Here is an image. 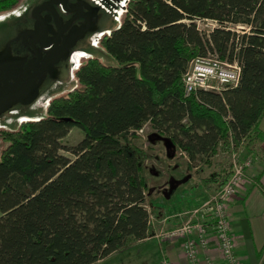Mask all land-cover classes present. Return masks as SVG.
<instances>
[{"label":"trees","instance_id":"16d2710c","mask_svg":"<svg viewBox=\"0 0 264 264\" xmlns=\"http://www.w3.org/2000/svg\"><path fill=\"white\" fill-rule=\"evenodd\" d=\"M19 1L0 0V14ZM109 17L110 36L79 49L88 55L80 87L45 116H24L0 154V264H94L146 239L145 157L121 141L146 124L189 168L211 166L231 143L253 154L264 116V0H129L119 24ZM196 21L216 28L202 34ZM208 54L237 62L238 84L185 96L188 65ZM75 128L83 139L62 146Z\"/></svg>","mask_w":264,"mask_h":264},{"label":"flooded vegetation","instance_id":"af4514ba","mask_svg":"<svg viewBox=\"0 0 264 264\" xmlns=\"http://www.w3.org/2000/svg\"><path fill=\"white\" fill-rule=\"evenodd\" d=\"M119 1L24 0L9 15L11 36L0 42V119L55 87L74 54L107 25Z\"/></svg>","mask_w":264,"mask_h":264},{"label":"rangeland","instance_id":"374dc122","mask_svg":"<svg viewBox=\"0 0 264 264\" xmlns=\"http://www.w3.org/2000/svg\"><path fill=\"white\" fill-rule=\"evenodd\" d=\"M23 1L24 0H20L8 14H0V42L11 36V26L13 20L9 18V15L11 13L15 15L19 11V8L21 7ZM128 2L124 9H127ZM112 13L113 10L110 11L109 16ZM124 13L125 12H123L120 18V22L124 17ZM3 21L5 22L3 23ZM114 26L115 25L113 23L108 21L107 25H105L101 29V31L94 36L92 40L94 41L96 37L106 29V27L113 29ZM196 26L197 29L205 35L209 34L213 29L216 28V25H214L210 21H196ZM235 30L237 32H240L241 28L238 27L235 28ZM80 49L87 50V52H92L90 41H88ZM87 58L88 55H86L83 51L78 50L74 54V63H70L69 69L64 74L63 78L55 82V87L44 92L35 103H32L30 105H21L0 119V154L8 144V136L15 135L17 133V130L22 125L31 120L24 116H45L49 104L53 99L58 97H66L68 94L72 93L74 90L80 87L76 81V71L79 69V66L83 63V61H85ZM100 61L104 64H108L106 60L100 59ZM151 134L152 130L148 126L142 135L135 134L134 137H129L126 141L121 140L124 144L140 151L145 157L142 161L143 173L147 181L149 190L147 193L148 199L146 203L148 208L150 209L158 200H161L162 203L172 202L175 204V202H177V199L182 194H184L185 192L187 193L188 191L194 193L196 197L200 195H206V198L200 196L199 200L195 202V208L200 207L218 188L220 177L230 172V151L229 153L219 151L218 156L213 158L211 166H201L199 164V167L197 168H189L187 160L183 153L175 152L171 157H169L167 147L163 138L151 141L149 140V136ZM82 139V132L75 128L70 130L68 134L60 140V142L64 147H72L77 145ZM237 152L239 153V149L237 150ZM60 154L66 158L73 159L71 154L63 150L60 151ZM187 175H191V177H187ZM214 175L216 176L214 177L215 182L213 181L205 183V181H207ZM185 179H191L190 183H188L185 187H180L176 192H174L172 197L169 199L170 201H166L161 196V188L166 187L167 189L168 182L170 180L179 181L180 183H182ZM181 209L182 208H180V210ZM174 210L176 209L174 208ZM148 248L149 246L136 244L130 245L128 247L126 246L123 248V250L117 252L107 259H104L103 262L99 264H152L154 255Z\"/></svg>","mask_w":264,"mask_h":264},{"label":"built area","instance_id":"2783aa9c","mask_svg":"<svg viewBox=\"0 0 264 264\" xmlns=\"http://www.w3.org/2000/svg\"><path fill=\"white\" fill-rule=\"evenodd\" d=\"M129 0H120L119 7L113 10L115 21L120 23ZM214 25V22L210 21ZM110 31L101 32L92 46H98L103 37H109ZM240 68L237 62L221 61L215 54L193 59L182 77L185 96L197 91L220 92L228 87H235L239 81ZM148 125L135 131L142 135ZM252 165L250 157L243 158L230 145V172L226 181L219 186L200 207L176 213L171 216L178 221L174 228L162 231L158 240L181 239V251L187 264H215L210 258L200 261L198 250L208 248L213 243L223 264H241L236 253L234 239L230 232L228 204L236 197L239 187L248 179L247 170ZM209 230H212V239ZM158 264H170L161 256Z\"/></svg>","mask_w":264,"mask_h":264},{"label":"crops","instance_id":"0c3cea01","mask_svg":"<svg viewBox=\"0 0 264 264\" xmlns=\"http://www.w3.org/2000/svg\"><path fill=\"white\" fill-rule=\"evenodd\" d=\"M256 134H258L256 135L258 141L252 155L245 148L239 149L241 157L252 159V165L247 170L248 179L239 187L236 197L228 204L227 208L230 232L241 264H264V116L257 126ZM187 177H191V175H187ZM190 181L191 179H185L182 183L176 181V188L171 194L166 193V187H162L161 196L166 201H170L173 193L180 187L187 186ZM194 195L188 191L182 194L175 204L172 202L162 203L161 200H158L150 209L146 205L150 216L148 236L142 241L127 245V247L133 244L149 246L148 249L154 255L152 264H158L161 256H164L170 264H187L181 251V239L158 240L156 237L160 231L170 230L179 224L175 218H171L172 215L194 209L195 202L199 200L200 196L206 198V195L198 197ZM147 199L146 195V203ZM180 208L182 209L180 210ZM209 233L212 239V230H209ZM121 250L123 248L107 258ZM198 257L200 261L210 258L215 264H223L219 253L211 242L208 248L198 250ZM101 262L103 260L94 264Z\"/></svg>","mask_w":264,"mask_h":264},{"label":"water","instance_id":"95a60500","mask_svg":"<svg viewBox=\"0 0 264 264\" xmlns=\"http://www.w3.org/2000/svg\"><path fill=\"white\" fill-rule=\"evenodd\" d=\"M33 100L34 99H31L29 101H25V102H23V105H29L32 103ZM159 139H162V138L159 136H150L149 137V140H151V141L159 140ZM163 140L165 141V145L167 147L168 156L171 157L172 154L174 153L173 147L171 146V144L167 140H165V139H163ZM176 184H177L176 181L170 182L171 188H170V190H168V192H167L168 194H171L175 190ZM166 196H167V194H166Z\"/></svg>","mask_w":264,"mask_h":264},{"label":"bare ground","instance_id":"6f19581e","mask_svg":"<svg viewBox=\"0 0 264 264\" xmlns=\"http://www.w3.org/2000/svg\"><path fill=\"white\" fill-rule=\"evenodd\" d=\"M36 1H37V0H36ZM32 3H34V2H32ZM29 7H30V6H29ZM29 7H28V8H29ZM19 17H20V16H19ZM13 19H14V18H13ZM16 19H18V18H16ZM7 20H9V19H7ZM4 22H5V21H3V23H4ZM0 25H1V23H0ZM83 52H84V51H83ZM89 53H90V52H89ZM92 54H93V53H92ZM102 60H103V59H102ZM79 63H80V62H79ZM79 67H80V66H79ZM74 71H75V70H74ZM42 104H43V103H42ZM46 107H47V106H46ZM28 117H29V116H28ZM30 117H32V116H30ZM10 121H11V120H10ZM4 124H5V123H4ZM4 124H3V125H4ZM7 127H8V126H7Z\"/></svg>","mask_w":264,"mask_h":264}]
</instances>
